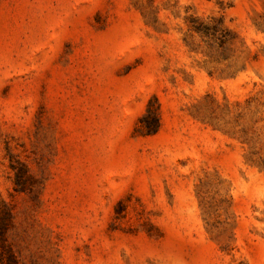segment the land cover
Wrapping results in <instances>:
<instances>
[{
  "label": "rangeland",
  "instance_id": "obj_1",
  "mask_svg": "<svg viewBox=\"0 0 264 264\" xmlns=\"http://www.w3.org/2000/svg\"><path fill=\"white\" fill-rule=\"evenodd\" d=\"M0 264H264V0H0Z\"/></svg>",
  "mask_w": 264,
  "mask_h": 264
},
{
  "label": "trees",
  "instance_id": "obj_2",
  "mask_svg": "<svg viewBox=\"0 0 264 264\" xmlns=\"http://www.w3.org/2000/svg\"><path fill=\"white\" fill-rule=\"evenodd\" d=\"M152 121L154 122V129H152L151 131H154L156 129V126L158 125V117L156 113L152 114Z\"/></svg>",
  "mask_w": 264,
  "mask_h": 264
}]
</instances>
